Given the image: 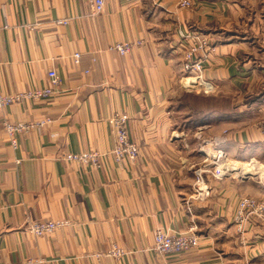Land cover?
I'll list each match as a JSON object with an SVG mask.
<instances>
[{"label":"crops","instance_id":"obj_1","mask_svg":"<svg viewBox=\"0 0 264 264\" xmlns=\"http://www.w3.org/2000/svg\"><path fill=\"white\" fill-rule=\"evenodd\" d=\"M180 1L106 0L95 14L87 0H0V93L52 86L50 70L59 79L52 97L0 109V264H264V236L254 235L248 256L232 223L240 195L264 197V187L212 179L208 201L186 203L198 198L188 163L201 145L196 133L217 129L207 146L219 145L214 149L232 160H262L264 126L235 128L228 113L204 123L176 120L184 93L181 34L190 30L213 36L206 71L216 93L264 85V0H193L190 8ZM138 40L143 44L127 55L108 49ZM256 60L260 77H250ZM116 112L130 117L135 163L111 152ZM44 117L53 120L18 135L16 148L6 139L5 119ZM91 151L101 153L97 166L64 159ZM39 219L69 224L39 237L25 228ZM195 225L198 248L153 249L157 229L184 233ZM114 245L127 253L97 256Z\"/></svg>","mask_w":264,"mask_h":264},{"label":"rangeland","instance_id":"obj_2","mask_svg":"<svg viewBox=\"0 0 264 264\" xmlns=\"http://www.w3.org/2000/svg\"><path fill=\"white\" fill-rule=\"evenodd\" d=\"M191 31L200 32L201 36L203 37V38L201 37V39H205V41L207 42L206 43L207 51L205 53L200 54L202 58V63L204 64V70L202 76H203V80L210 83L213 89L207 90L206 87L203 85H196L193 83H189L186 80H183L182 86L184 89L183 90L184 93H181L182 96L180 97V102L177 104L180 105L179 109H177V106L175 107L178 110V115H179V117H176L177 119L176 118L175 119L176 120L180 119V121L182 122L185 121V124L187 125L193 123L194 120L195 121L202 120V116L203 117L205 116L204 113L210 112L212 110H219V112L225 111L228 114L233 115L234 118L233 126L235 128L238 126H243V125L248 126L249 124L254 125L258 123L264 126V91H262L264 85H261L259 88H257L255 84L251 86L250 89L248 88L243 89L242 87H234L229 91L223 93H216L214 85L209 79H207V71H206L210 61V56L215 51V42L213 36L209 35V33H206L202 30L193 29L190 30L189 32ZM138 41L142 42L143 44L142 40H138ZM181 41H180V45L182 44ZM187 43L188 41L186 42V45ZM258 43H260V41H255V45L258 46ZM187 49H185V51H187ZM183 53H184V48H183ZM183 63H185L184 57L182 58L181 61V68H183L182 67ZM258 65L259 62L256 60V62L253 63V66H256L255 69L249 70L250 77H260L258 75L259 72V70L257 69ZM180 75H181L180 80H182V78L186 77L187 75L193 76L192 73H187L184 71V69H182ZM201 97H207L210 99L206 100ZM210 100H212L213 102L212 105H210L211 102ZM211 116H213V114H209L208 117H205L202 123L209 120ZM214 131H217V129H213L211 131H205L202 133H196L195 131L196 135L195 133L193 134V132L191 133V135H188V137L191 138V141L193 140V135H195L196 138L198 139V140L196 139L197 140L196 142H200L201 145L198 144L197 150L188 157L189 159L188 163L192 165V171L194 177L192 190L193 193L198 198L190 197L188 200H186L187 205H190V199H194L200 202L208 201L206 197H208L209 192L207 191L208 189L209 191L211 189L209 180L212 179L216 181L217 180L224 181L227 179L228 180L235 179V181L251 180V183H256L261 187H264V159L262 160L248 159L249 161H242L248 163V165L239 168L238 166L237 167L234 166V162H236V160H232L228 155H226V152L223 151L222 149H219L223 151L222 156L214 155V152L219 151V150L216 151L214 148H216L215 146H219V145L207 146V144L205 143L206 140L209 141L210 139H215L216 135ZM219 143L220 142L218 141V144ZM206 146L207 148H205ZM67 154L69 153H66L64 155V159ZM237 161L241 162V160H237ZM99 163H100V159H99ZM88 164L94 165L92 163H88ZM233 167H235V169H232ZM199 170L203 171L204 184L202 185L203 186L202 191H200L199 194L197 195V193L195 192V190L197 189L196 172ZM220 173H225V175L222 176ZM250 189H253V187L250 186ZM203 192L204 195L201 194ZM244 203H247L245 207H243ZM241 206L242 209L245 208V210L242 212V217H243L242 219L247 221L245 225L242 226L240 225L241 222L240 220L242 219H239ZM188 209L189 211H191L190 206L188 207ZM232 220H233L232 222L233 226L235 227V235H237L239 244L242 245L243 247L245 246L243 252L249 256L252 252L251 251L252 246L250 245L252 244V239L254 235L259 233L258 236L261 237L264 236V197L254 196L251 194L242 195V196L240 195L239 199L237 200L236 207L234 209ZM195 228H196V233L200 238V235L197 232L196 225ZM259 249L261 252H263L261 248Z\"/></svg>","mask_w":264,"mask_h":264},{"label":"built area","instance_id":"obj_3","mask_svg":"<svg viewBox=\"0 0 264 264\" xmlns=\"http://www.w3.org/2000/svg\"><path fill=\"white\" fill-rule=\"evenodd\" d=\"M89 5L93 8L95 14L101 13L105 10L106 0H87ZM135 1V0H127ZM193 5V0H181L180 6L184 8H189ZM69 19H59L57 24H67ZM197 31H191L181 34L182 46L184 48L183 57L185 63L182 64V69L187 73H192L193 76L187 75L182 78V81L188 77H195L199 84H203L207 90H212L213 87L210 83L203 80V70L204 64L202 63L201 53L207 51L205 39H201V33ZM203 38V37H202ZM188 41L187 45L186 42ZM140 41H119L109 46V50L118 52L121 55H127L130 53L134 47L141 45ZM188 47V49H187ZM187 49V51H185ZM81 54L75 52L73 54V62L76 65L80 64ZM88 72V71H87ZM49 77L52 80V86L43 88V89H33L23 92L15 93H0V109L6 106H10L16 103H22L25 101H36L40 99H48L56 94V86L59 83V79L56 71L50 70ZM129 115L127 113L116 112L114 113L109 121L111 127L114 131L115 144L112 149V154L117 161L128 160L131 163L137 161L139 156V145L136 143L130 135L129 131ZM51 117H44L39 119H34L31 121H11L10 119H5L2 122V129L5 133L6 139L10 144L16 148L18 145V135L27 134L33 130H40L52 122ZM101 153L98 151L84 152V153H69L66 155L65 160L68 162H80L81 164L92 163L98 165ZM222 172V171H220ZM226 172V171H225ZM222 176L225 173H220ZM196 184L197 189L195 192L197 195L202 191V185L204 184L203 171L199 170L196 172ZM204 195V192L201 193ZM247 203L243 204L245 207ZM245 208L240 211L239 219H242V212ZM240 225H245L246 220H240ZM69 224L68 220L64 219H39L29 221L25 227L30 233L35 236L43 237L49 236L57 230L67 226ZM200 244V238L196 233V228L193 226L188 231L184 233H170L164 229H157L154 235V245L153 249L162 253V254H182L195 249ZM127 251L117 245H114L106 253L97 254L98 257L101 256H111L114 258L123 257Z\"/></svg>","mask_w":264,"mask_h":264},{"label":"bare ground","instance_id":"obj_4","mask_svg":"<svg viewBox=\"0 0 264 264\" xmlns=\"http://www.w3.org/2000/svg\"><path fill=\"white\" fill-rule=\"evenodd\" d=\"M184 80H186V81H188L189 83H193V84H196V85H203V84H199V81L195 78V77H188V78H185ZM214 155H219V156H222L223 155V152L222 151H217V152H214ZM224 157V156H223ZM215 158V157H214ZM222 158V157H221ZM224 159V158H223ZM248 165V163H246V162H240V161H236V162H234V166H238L239 168L240 167H244V166H247ZM252 168V167H251ZM232 169H235V167H233ZM251 170V169H250ZM237 171V170H236ZM240 173H241V171H240ZM243 174V173H242Z\"/></svg>","mask_w":264,"mask_h":264},{"label":"trees","instance_id":"obj_5","mask_svg":"<svg viewBox=\"0 0 264 264\" xmlns=\"http://www.w3.org/2000/svg\"><path fill=\"white\" fill-rule=\"evenodd\" d=\"M201 98H204V99H206V100H209L210 98H207V97H201ZM211 102H210V105H212L213 104V102H212V100H210ZM228 103V102H227ZM227 112H225V111H220L219 112V110H212V111H210V112H207V113H204V117L202 116V115H200V116H202V120L204 121V118L205 117H208L209 116V114H216V115H220V116H222V115H224V114H226ZM207 114V115H206Z\"/></svg>","mask_w":264,"mask_h":264}]
</instances>
